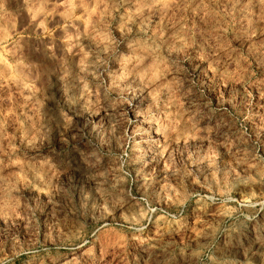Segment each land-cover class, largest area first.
<instances>
[{
    "label": "rangeland",
    "instance_id": "rangeland-1",
    "mask_svg": "<svg viewBox=\"0 0 264 264\" xmlns=\"http://www.w3.org/2000/svg\"><path fill=\"white\" fill-rule=\"evenodd\" d=\"M66 263L264 264V0H0V264Z\"/></svg>",
    "mask_w": 264,
    "mask_h": 264
},
{
    "label": "bare ground",
    "instance_id": "bare-ground-1",
    "mask_svg": "<svg viewBox=\"0 0 264 264\" xmlns=\"http://www.w3.org/2000/svg\"><path fill=\"white\" fill-rule=\"evenodd\" d=\"M37 21V20H36ZM38 23H39V21H37ZM34 24V23H33ZM40 26V25H39ZM35 28H36V30H37V28H38V26H37V24H35V26H34ZM38 32V31H37ZM143 225L144 224H140L139 225V227H140V229L142 230L143 229ZM74 260V259H73ZM68 262H70V261H68ZM67 264V263H66Z\"/></svg>",
    "mask_w": 264,
    "mask_h": 264
}]
</instances>
